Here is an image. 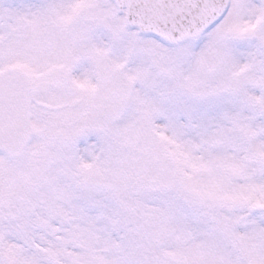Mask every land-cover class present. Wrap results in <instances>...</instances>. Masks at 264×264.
Masks as SVG:
<instances>
[{"label": "snow or ice", "instance_id": "obj_1", "mask_svg": "<svg viewBox=\"0 0 264 264\" xmlns=\"http://www.w3.org/2000/svg\"><path fill=\"white\" fill-rule=\"evenodd\" d=\"M0 264H264V0H0Z\"/></svg>", "mask_w": 264, "mask_h": 264}]
</instances>
